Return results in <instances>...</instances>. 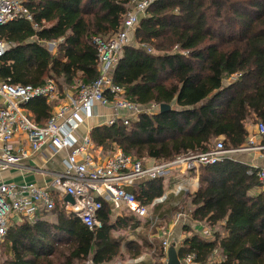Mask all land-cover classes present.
<instances>
[{"label": "trees", "instance_id": "obj_1", "mask_svg": "<svg viewBox=\"0 0 264 264\" xmlns=\"http://www.w3.org/2000/svg\"><path fill=\"white\" fill-rule=\"evenodd\" d=\"M33 13L0 25V39L15 46L0 59V80L60 90L92 83L101 75L94 37H111L135 0H23ZM37 25V26H35ZM137 45L126 44L112 70L116 85L132 102L170 104L153 115L142 113L125 125H97L92 140L105 151L120 147L138 158L162 161L209 150L220 136L227 149L241 147L250 119L264 123V0H156L135 30ZM57 42L56 51L48 43ZM43 125L52 105L45 97L27 103ZM250 170L253 173H250ZM199 189L189 194L192 217L215 230L214 239L187 237L180 256L194 253L204 263L264 264V191L256 169L231 156L200 166ZM136 197L145 205L164 193L161 178L147 182ZM54 220L25 219L11 226L0 245V264H94L120 252L112 230L136 225L130 217L111 221L103 202L102 227L91 230L61 205ZM133 222V223H131Z\"/></svg>", "mask_w": 264, "mask_h": 264}, {"label": "built area", "instance_id": "obj_2", "mask_svg": "<svg viewBox=\"0 0 264 264\" xmlns=\"http://www.w3.org/2000/svg\"><path fill=\"white\" fill-rule=\"evenodd\" d=\"M155 1L135 0L134 10L128 12L123 26L115 35L94 37L101 75L92 83H78L77 96L58 104L44 125L37 124L24 105L36 97L54 98L60 91L58 83L49 79L44 85L34 86L0 80V97L4 100V105L0 107V171L21 168L50 175V181L42 186L37 183L0 182V245L8 229L16 224L17 216L32 221L40 211L51 213L57 207L58 200L66 195H72L74 201H66L65 210L81 219L91 230L102 227L98 212L105 200L122 203L129 212L147 216V207L132 190L136 180L156 179L173 168L194 170L199 166L218 163L229 154L245 149H227L223 139H219L208 151L179 155L171 160L148 165L145 158L121 150L98 158L93 154L89 132L79 137L81 125L97 114L99 104L111 105L115 110L108 124L122 120L125 125H129L138 114H152L158 109L156 104L142 105L127 100L124 87L116 85L112 78V70L123 55L130 34L136 30L147 8ZM18 18L34 22L33 13L24 5L23 0H0V25ZM14 46V42L0 39V59ZM65 90L68 92L66 87ZM258 128L259 133L264 135L263 122L258 123ZM20 133H23L24 137L20 139L28 143L27 147L16 144V137ZM247 143L255 145L254 137L249 135ZM45 149H49L50 157L68 150L64 160L65 169L47 172L43 166L33 167L24 163ZM252 168L256 169V175L264 185V168ZM250 173L253 171L250 170ZM183 189L182 185H178V192ZM165 198L166 195L159 197L154 203ZM175 217L180 220L184 214L178 212ZM205 233L209 234L207 230ZM163 245L169 246L170 241L164 240ZM184 263L201 264L195 254L186 255ZM84 264L94 262L88 257Z\"/></svg>", "mask_w": 264, "mask_h": 264}, {"label": "crops", "instance_id": "obj_3", "mask_svg": "<svg viewBox=\"0 0 264 264\" xmlns=\"http://www.w3.org/2000/svg\"><path fill=\"white\" fill-rule=\"evenodd\" d=\"M51 43L52 42L48 43V45ZM132 45H137V44H134V42L132 41ZM49 50H52V47ZM55 51H56V47L53 52ZM76 85H71L66 87L68 92L65 89L63 91L59 89L60 90L59 97L58 95L55 96L54 97L56 98L55 100H53L54 98L52 100L47 99V101L52 105V112H54L58 104L63 103L67 100H70L72 97L77 96L78 92ZM134 103H138V102H134ZM150 104L158 105V109L152 114H148V113L145 114L153 115L161 111L160 109L161 104H158L156 102H150L142 105H150ZM3 105H4V100L0 97V107H2ZM24 106L27 109V113L30 115V117L37 124L41 125L35 119L33 113L29 110V108H27V103ZM96 113L97 114L95 116L89 117L87 121L81 125L78 131L80 138L83 137L87 132H89L91 137V131L97 125H104V124L109 125L108 122L114 115L115 110L111 105L104 106L99 104L96 109ZM121 113L124 112L121 111ZM126 114H129V111H126ZM140 114H138L137 117H135L131 122L136 121L139 118ZM50 117L43 122V125L50 119ZM259 122L260 121L254 119H250L246 122L247 129L249 130L248 137L249 135L254 137L255 145H251L247 143V139H248L247 137L246 141L241 146L244 147L245 149L231 153L228 156H231L235 160L239 162H243L248 166L264 168V147L258 148V146H264V135H261L259 133V128H258ZM21 137H24L23 133H20L16 137L17 139L16 144L18 146L27 147L28 143L24 140H21L20 139ZM224 138H225L224 136H220L218 140ZM214 145L212 147H214ZM118 150L123 151L120 147H115L113 151H105L102 146L97 145L92 140V151L93 154L96 155L98 158L101 156H106L112 152H117ZM68 152H69L68 150H64L61 151L59 154L50 157L51 153L49 149H45L41 151L38 155L34 156L33 158H29L25 160L24 163L31 165L33 167L36 165L43 166L47 170V172L55 171V170H63L65 169L64 160L67 157ZM145 159L147 161L146 164L148 165L162 161L158 158L149 157V156L145 157ZM199 168L200 166L194 170H182L180 168H173L169 172L158 177L161 178L163 182L164 193L161 196L156 197L152 201V203L145 204L148 210L147 216L144 217L138 216L136 214L129 212L125 207V205L122 203L115 204L109 200L104 201V203L107 204V207L110 210L111 221L113 223L117 222L119 219L125 216L133 218L134 220L137 221L136 225H128L127 227L117 228L112 230V235L120 240V252L118 256H116L111 262H108L106 264H168L169 262L168 252L172 246L176 248L181 264H185L184 257L188 254H194V253H188L186 255L180 256V249L182 248L184 241L187 237H190L193 234H199L204 239L213 240L215 238L214 237L215 230H219V229L221 230L222 235L227 234V232L221 227H219V225H217L219 229L218 227L212 229V227L209 226L206 222L196 220L192 217V213L195 206L191 203V198L189 197V194L195 193L199 189V177H198ZM49 176L50 175L48 173H38L33 170L26 171L21 168H12L10 170L0 171V182L2 181L14 182L17 184L37 183L38 185L42 186L50 181ZM151 180L153 179L140 178L136 180L135 184L132 186V190L139 195L141 193L142 188L146 187L147 182ZM178 185H182L184 187V189L181 192L177 191ZM263 191H264V185L263 183H261V185L255 186L252 189H250L249 192L251 195H255ZM164 195H166V198L164 200L154 203V201L157 198L162 197ZM66 201L67 200H65L64 197L62 200H58V205H61L64 208V204ZM176 211H181L184 214V217L181 218L180 220H176V217H173ZM99 212H98V217L102 221V219L99 216ZM46 214H51V217H53V219L45 218L44 216ZM18 217L19 216L16 217V224L20 225L25 219L23 218L18 220ZM55 217L56 214L55 213L53 214V212L45 213L40 211L37 213V216L33 220L40 218V219H48L52 221L55 219ZM159 221H161L160 222L161 226L160 227L157 226V228H155V231H151V228L155 224L157 225ZM206 230L209 232V234L205 233ZM126 233L128 234L127 237H126ZM157 239L158 240L160 239V244L158 245L156 243ZM164 240H169L170 245L165 247L163 245ZM89 257L92 256L90 255ZM223 258L224 256L222 252L218 250L214 253V255L210 258V260L204 263L201 262L199 263L214 264L221 261Z\"/></svg>", "mask_w": 264, "mask_h": 264}, {"label": "water", "instance_id": "obj_4", "mask_svg": "<svg viewBox=\"0 0 264 264\" xmlns=\"http://www.w3.org/2000/svg\"><path fill=\"white\" fill-rule=\"evenodd\" d=\"M160 109H161V111H166V110L171 109V106H170V104L163 103V104H161ZM65 200L73 202L74 198L72 195H66ZM168 256H169L168 264H181L179 257H178L177 250L174 246H172L170 248V250L168 252Z\"/></svg>", "mask_w": 264, "mask_h": 264}, {"label": "rangeland", "instance_id": "obj_5", "mask_svg": "<svg viewBox=\"0 0 264 264\" xmlns=\"http://www.w3.org/2000/svg\"><path fill=\"white\" fill-rule=\"evenodd\" d=\"M133 10H134V6L132 5L131 8H130V11H133ZM130 11H129V12H130ZM134 33H135V31H133V32L130 34L129 39H128V41H127V44H130V43L132 44V41L134 42V44H137V40L135 39ZM51 47H52V50H51V51H54V49H55V47H56V42H55V41L48 45V49H50ZM58 97H59V94H58ZM52 99H53V98H52ZM52 99H51V100H52ZM55 99H56V98H54L53 100H55ZM178 212H181V211H176V212L174 213L173 217H175V215H176ZM170 216H171V214H170ZM44 217H45V218H49V219H53V217H51V214H46ZM21 218H22V217L19 216V217H18V220L21 219ZM160 222H161V221H159V222L157 223V225L155 224V225L151 228V231H155V228H157V226L160 227V226H161ZM155 226H156V227H155ZM127 236H128V234L126 233V237H127ZM156 243H157V245L160 244V239H159V240L157 239Z\"/></svg>", "mask_w": 264, "mask_h": 264}]
</instances>
